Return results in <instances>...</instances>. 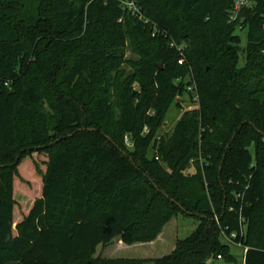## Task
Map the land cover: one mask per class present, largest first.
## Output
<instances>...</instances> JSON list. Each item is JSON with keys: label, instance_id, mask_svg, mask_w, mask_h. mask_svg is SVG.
I'll list each match as a JSON object with an SVG mask.
<instances>
[{"label": "trees", "instance_id": "trees-1", "mask_svg": "<svg viewBox=\"0 0 264 264\" xmlns=\"http://www.w3.org/2000/svg\"><path fill=\"white\" fill-rule=\"evenodd\" d=\"M135 1L43 0L26 21L0 0V264H212L224 240L264 264V0L234 20L238 0ZM179 214L198 225L170 254L95 257Z\"/></svg>", "mask_w": 264, "mask_h": 264}, {"label": "rangeland", "instance_id": "rangeland-1", "mask_svg": "<svg viewBox=\"0 0 264 264\" xmlns=\"http://www.w3.org/2000/svg\"><path fill=\"white\" fill-rule=\"evenodd\" d=\"M8 1L11 5V10H10L11 14H14V11L20 7L23 13V17H25V20L32 21V17H37V10L40 9L39 4H41V1L43 0H8ZM251 5L252 4L250 3L249 6ZM155 33L156 31L155 29H153V34ZM240 33L243 36L242 47H245L247 44V31L244 28L240 30ZM138 43H139L138 40H133L131 37L129 38L128 44L126 46L125 57H124L125 61H130V60L136 61L141 59V55L137 50ZM262 52L264 53V49L262 50ZM245 59H246L245 55L243 54L241 57V64L245 63L246 61ZM179 63L183 64L184 60L183 59L180 60ZM159 66L163 68L164 64L160 63ZM122 67H125L128 71L129 70L131 71L132 69L128 62L123 63ZM189 78L190 76L188 74L186 78H184V80L188 82ZM183 100L184 101L180 100V103H183V108L179 107L176 104H173L170 107L167 118L165 120L166 121L165 126L163 127V129H161V133L162 132L172 133L176 123L183 114L184 110H191L194 109V107L196 106L197 99L193 98V100H191L189 94H186L183 97ZM145 131H146L145 133L148 132V130ZM131 142L133 145H128V147L130 149H133L135 141L132 140ZM252 150L254 151V148H252ZM200 163H203V161L201 160ZM194 172H195L194 166H191L188 170H186V173H194ZM20 186L21 187H18L16 189V193H15L16 200L19 203V205L23 204L25 205V208L28 209L31 203L33 202V199L37 195L35 194L34 196H30L29 193L25 190V187H23L24 185L22 183ZM18 215L19 213L17 212L16 216ZM197 225H198V221L194 217L179 214L174 218H172V220L163 228L162 232L159 234V235L162 234L160 241L156 242L154 245L145 243L146 245L145 246L143 243H135L127 246V244H125L121 240V238H116L109 244L98 246L95 257L101 256V257L130 258V259L160 258L164 255L170 254L175 249L178 240L184 239L187 236H189L196 229ZM224 242L229 243V253L232 255L233 258L232 259H229L228 257L214 258L212 259V264H244L245 253H246L245 248L240 244L231 243L228 242L227 240H224Z\"/></svg>", "mask_w": 264, "mask_h": 264}, {"label": "built area", "instance_id": "built-area-1", "mask_svg": "<svg viewBox=\"0 0 264 264\" xmlns=\"http://www.w3.org/2000/svg\"><path fill=\"white\" fill-rule=\"evenodd\" d=\"M121 1L123 2L124 7L127 8L133 15L141 16V8L139 7V5L135 0H121ZM251 1L252 0H238L231 11V19L232 20L236 19L241 9L245 6H249ZM126 143L127 145H133L128 136L126 137ZM232 237H236V234H233Z\"/></svg>", "mask_w": 264, "mask_h": 264}, {"label": "crops", "instance_id": "crops-1", "mask_svg": "<svg viewBox=\"0 0 264 264\" xmlns=\"http://www.w3.org/2000/svg\"><path fill=\"white\" fill-rule=\"evenodd\" d=\"M161 237H162V234L161 235H159V237L156 239V240H154L153 242H146L147 244H152V245H154L156 242H159L160 241V239H161ZM144 245H145V243H143ZM123 245H125V244H123ZM137 245V244H136ZM101 246V245H100ZM127 246H129V245H127ZM146 246V245H145ZM246 251V250H245ZM105 258H113V257H105Z\"/></svg>", "mask_w": 264, "mask_h": 264}, {"label": "water", "instance_id": "water-1", "mask_svg": "<svg viewBox=\"0 0 264 264\" xmlns=\"http://www.w3.org/2000/svg\"><path fill=\"white\" fill-rule=\"evenodd\" d=\"M179 101H180V99H179Z\"/></svg>", "mask_w": 264, "mask_h": 264}]
</instances>
